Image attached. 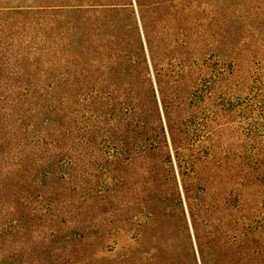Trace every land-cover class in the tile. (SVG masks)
Returning <instances> with one entry per match:
<instances>
[{
    "label": "trees",
    "instance_id": "obj_1",
    "mask_svg": "<svg viewBox=\"0 0 264 264\" xmlns=\"http://www.w3.org/2000/svg\"><path fill=\"white\" fill-rule=\"evenodd\" d=\"M210 2L49 5L109 237L129 239L118 264H264L253 170L224 97L227 33Z\"/></svg>",
    "mask_w": 264,
    "mask_h": 264
},
{
    "label": "rangeland",
    "instance_id": "obj_2",
    "mask_svg": "<svg viewBox=\"0 0 264 264\" xmlns=\"http://www.w3.org/2000/svg\"><path fill=\"white\" fill-rule=\"evenodd\" d=\"M53 1L0 0V264H118L129 239L114 245L98 203ZM210 3L227 33L224 97L264 221V0Z\"/></svg>",
    "mask_w": 264,
    "mask_h": 264
}]
</instances>
